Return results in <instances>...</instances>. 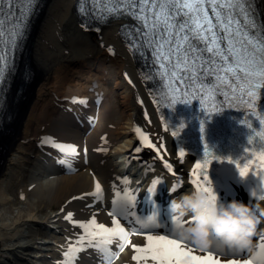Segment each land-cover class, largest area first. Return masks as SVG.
<instances>
[{"label": "bare ground", "instance_id": "1", "mask_svg": "<svg viewBox=\"0 0 264 264\" xmlns=\"http://www.w3.org/2000/svg\"><path fill=\"white\" fill-rule=\"evenodd\" d=\"M75 3L76 0H41L18 66L4 87L3 104L7 111H0V264H109L106 259L111 258L114 249L119 251L113 242L126 244L127 250L112 264H160L151 258V252L141 254L146 259H133L138 255L135 248H146L149 244L148 235H138L140 226L126 231L128 243L112 237L105 253L89 246L81 224H88L95 217L97 224L108 228L116 227L114 221L121 226L123 219H132V213L139 212V207L148 201L167 203L163 214L170 213L171 199L194 189L189 183L193 159L178 154L174 140L162 126L137 65L119 36L123 22L112 20L86 28L76 15ZM260 4L264 21V0ZM97 64L103 65L104 70L95 68ZM113 74L123 94L117 96L114 111L105 114L104 106L94 101L105 95L104 89ZM46 99H50L51 105L43 103ZM58 99L71 101L72 108L65 110L61 106L52 118L50 110ZM118 99H123V111ZM87 110L94 118L98 117L92 134L87 123V118L92 117L87 116ZM137 128L143 136L135 131ZM45 138L50 141L45 142ZM55 145L74 146L78 155L62 152ZM137 147L139 152L134 151ZM51 153L63 154L71 162L72 170L58 166L50 171L47 165L51 167L48 160ZM97 181L104 187L100 199L87 195L95 191ZM157 181L156 191H149ZM173 186L178 190L170 195L169 188ZM16 187L21 198L15 194ZM139 190L143 192L140 195ZM219 200L248 204L259 223L252 237L251 252L244 250L236 256L225 249L219 254L213 252L214 259L220 264H228L230 260L236 264H264L255 259L259 245L264 243V200L251 197L242 186L234 187L231 195L222 193ZM131 201L138 204L133 207ZM64 204L68 207L62 215L59 211ZM68 213H72L71 219H65ZM152 217L148 215V221ZM166 218L171 219L170 214ZM161 227L165 228L152 236L153 248L163 251L168 246L165 241H158V237H180L171 233L172 224L168 220ZM81 236L86 237L83 245L77 243ZM102 239L97 236L91 243L95 245ZM71 246L82 250L66 257ZM190 246L184 242L181 250L188 251ZM211 249L192 248L190 256L173 258L171 264H198L191 256L207 257Z\"/></svg>", "mask_w": 264, "mask_h": 264}, {"label": "snow or ice", "instance_id": "2", "mask_svg": "<svg viewBox=\"0 0 264 264\" xmlns=\"http://www.w3.org/2000/svg\"><path fill=\"white\" fill-rule=\"evenodd\" d=\"M19 0H0V10L3 9L5 4L11 5L18 3ZM31 5L34 0H26ZM90 0H81L79 11L82 15L86 14L85 4ZM97 5H104L99 8L102 15L109 16L119 15L121 12V5H124L128 0H94ZM138 6L139 11L136 13V18L141 21L145 29L148 30L146 39L153 46V51L156 52V59L159 62V67L164 69L162 73L165 77H171L172 82L176 85L173 91H181V86L186 85L184 88L183 97L179 98L175 95L171 96L169 107H174L177 104L191 105L193 101H199L200 105L206 103V99H216L214 92L221 93L220 98L234 99L235 96L229 97L228 92L233 94L239 91L240 99L244 100L247 97L248 107H254V102L258 98V92L264 93V39L254 41L252 35L249 33H241L239 30L240 22L234 19V14L239 12L245 15L247 19V12L244 5L247 0H133ZM186 17L183 22L176 19L178 15ZM175 13V14H174ZM4 25L5 21L0 16V43L4 42ZM236 25V27H233ZM254 26V25H253ZM23 21H19L10 33L11 42L16 43L17 40L23 36ZM175 39V44H173ZM194 40H199L204 47L198 49L193 43ZM111 52L112 49L110 48ZM204 53L210 54L205 58ZM4 57L0 56V82L3 79L4 73ZM170 67V70H169ZM209 77H215L209 83ZM205 80L207 82L205 83ZM222 85L227 86V91H221ZM207 89V92H205ZM74 102L86 103V101L74 100ZM224 111L222 106L212 104L210 108L205 111L211 118L213 113H222ZM264 111V109H261ZM201 133L204 132L205 122L201 120ZM249 130L247 138V145H251L253 137L264 138V128L256 131L251 123L241 121ZM264 125V118L260 119L257 127ZM183 127V123L180 124ZM135 131L143 136L139 128ZM177 135V132H173ZM203 139V137H202ZM50 141V138H45V142ZM59 147L62 152L69 155H78L74 146ZM151 146V145H150ZM264 148V144L261 145ZM87 150L85 149V152ZM134 151L139 152L137 147ZM183 153H181L182 155ZM212 156L209 151L208 144H204V157L205 166L207 165L208 157ZM261 160L264 161V153L261 154ZM229 163L234 164L239 169L240 177L248 176L249 168L247 164L241 166L242 161L234 160L231 157H224ZM215 160H221V157L215 156ZM59 163L64 164L69 170H72L71 162L67 159H62ZM169 169L170 165H166ZM201 168V165H197ZM252 177L256 178V173H252ZM264 180V177L261 178ZM159 181L154 182L149 191H155L156 185ZM260 180H257V184ZM192 184L195 189L203 190L209 193L210 198H217V193L213 190L212 182L208 179L207 175L201 176L197 180H193ZM182 186V182L181 185ZM176 191L178 190L177 186ZM175 191V192H176ZM102 187L97 181L95 184V191L87 195H92L98 199L102 198ZM255 195V193H253ZM264 200V196L261 197ZM115 203V202H114ZM72 213H68L67 219H71ZM156 223L155 217L151 218ZM259 223V220H257ZM116 227L108 228L103 224H97L95 217L88 224H81L86 230V236L89 239V246H95L103 252H107L106 245L112 242V237H118L120 240L128 243V233L123 227L119 225V221L113 222ZM172 228L171 233L174 237H179L178 230L181 224L174 223L171 220ZM156 226H159L157 223ZM167 226V225H166ZM97 231H92V229ZM97 236L104 239L92 245L91 241ZM85 236H81L77 241L78 244L83 245ZM149 241L146 248H135L138 255L133 256L134 260L148 258L146 254L151 252V258L160 262V264H171L173 258L179 259L180 257H188L191 254L194 245H191L188 251H182V244L184 241L180 238L158 237V241H165L168 246L165 250L160 251L153 248V236L148 235ZM224 245L217 240L215 247L208 252L207 257L191 256V260L198 262V264H220V261L214 259L213 252H222ZM123 245H121V250ZM232 253H241L243 250L227 248ZM82 248L71 246L65 253L66 257L72 255ZM203 251L202 249H200ZM251 252V249L248 250ZM255 259L264 261V243L259 245V251L255 254ZM228 264H236V261L230 260ZM250 264V262H245Z\"/></svg>", "mask_w": 264, "mask_h": 264}, {"label": "clouds", "instance_id": "3", "mask_svg": "<svg viewBox=\"0 0 264 264\" xmlns=\"http://www.w3.org/2000/svg\"><path fill=\"white\" fill-rule=\"evenodd\" d=\"M175 191V187L169 188L170 195ZM169 211L171 220L181 224L180 239L199 249H211L217 240L227 248L252 249L258 221L251 207L242 201L222 203L218 195L213 199L209 193L193 189L174 197Z\"/></svg>", "mask_w": 264, "mask_h": 264}, {"label": "rangeland", "instance_id": "4", "mask_svg": "<svg viewBox=\"0 0 264 264\" xmlns=\"http://www.w3.org/2000/svg\"><path fill=\"white\" fill-rule=\"evenodd\" d=\"M106 67V66H105ZM95 68H98V70H104V67H103V65L101 66V65H98L97 64V67H95ZM107 68V70H108V67H106ZM86 71H88V70H86ZM86 74L88 73V72H85ZM101 74H97V76H100ZM114 75V74H113ZM110 75V81H109V83L107 84L108 85V88L106 89H104L105 90V95H103V102H104V108H105V110L104 111H106V112H104L105 114L106 113H108V114H110L112 111H114V109H115V107H117L116 106V102H117V96L118 95H121L122 96V94H123V90H122V87L120 86V85H118V83L116 82V79H115V76L116 75ZM97 80L98 79H100L99 77H95ZM94 79V78H93ZM102 79V78H101ZM84 80L85 79H81V82H84ZM115 82L117 83V84H115ZM106 85V86H107ZM79 88H81V85L80 86H78ZM103 88H104V86H103ZM50 96H51V94H50ZM52 98L54 97V95L53 96H51ZM50 99L49 100H45L43 103H45V104H50ZM71 101H69V100H64V99H62V100H57V103L55 104V105H52V108H51V110H50V113H51V115L52 114H54L55 116L57 115V113L56 112H58V111H60L59 109L61 108V106H63V109H65L66 110V108L68 109V108H72L71 107ZM118 103L120 104L119 105V109L121 110V111H123L124 110V106H123V99H118ZM51 105V104H50ZM67 105H69V106H67ZM7 109V108H6ZM78 110V109H77ZM7 111V110H6ZM86 112V111H85ZM54 115H52V118H54L55 116ZM95 116V115H94ZM96 118V117H95ZM100 118H104L103 116L102 117H100ZM97 119H98V117H97ZM96 128L97 127H94L93 129H92V132H91V134L96 130ZM42 157V156H41ZM49 168H50V166L49 165H47ZM52 170V167L50 168V171ZM15 194H16V196L17 197H20L21 198V196H19V194H20V191H19V188L18 187H16V190H15ZM23 201V200H22ZM60 204H62V203H60ZM84 207H85V205H83ZM54 207V206H53ZM65 207H68L67 205L65 206V204L64 205H62L61 206V209H60V214H65V213H62L63 211H64V208ZM57 208H60V205L57 207ZM83 209V208H82ZM66 219V218H65ZM69 223H67V225H68ZM73 226V225H72ZM158 232H156V233H150L149 235H152V234H157ZM46 237V236H45ZM252 248H253V246H252ZM88 249V248H87ZM251 251H252V249H251ZM54 261V260H53ZM53 261H51L52 263H53Z\"/></svg>", "mask_w": 264, "mask_h": 264}]
</instances>
